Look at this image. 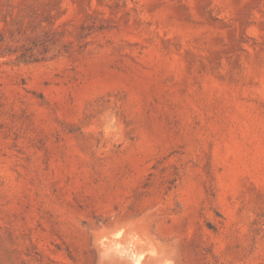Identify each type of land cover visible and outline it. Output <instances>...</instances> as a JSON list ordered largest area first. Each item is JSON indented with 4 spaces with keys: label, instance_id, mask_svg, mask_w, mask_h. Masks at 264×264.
I'll return each mask as SVG.
<instances>
[{
    "label": "rangeland",
    "instance_id": "374dc122",
    "mask_svg": "<svg viewBox=\"0 0 264 264\" xmlns=\"http://www.w3.org/2000/svg\"><path fill=\"white\" fill-rule=\"evenodd\" d=\"M0 264H264V0H0Z\"/></svg>",
    "mask_w": 264,
    "mask_h": 264
}]
</instances>
